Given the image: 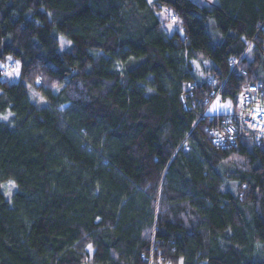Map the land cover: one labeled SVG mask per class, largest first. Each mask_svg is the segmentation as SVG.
<instances>
[{
  "label": "trees",
  "instance_id": "obj_1",
  "mask_svg": "<svg viewBox=\"0 0 264 264\" xmlns=\"http://www.w3.org/2000/svg\"><path fill=\"white\" fill-rule=\"evenodd\" d=\"M247 79L264 0H0V264H264V143L211 131Z\"/></svg>",
  "mask_w": 264,
  "mask_h": 264
},
{
  "label": "built area",
  "instance_id": "obj_2",
  "mask_svg": "<svg viewBox=\"0 0 264 264\" xmlns=\"http://www.w3.org/2000/svg\"><path fill=\"white\" fill-rule=\"evenodd\" d=\"M242 74L247 72L242 70ZM194 82H185L184 89L191 91ZM185 96V95H184ZM211 129L212 138L223 148L236 146L242 134H255L264 143V85L262 82L246 80L237 102V110L218 117Z\"/></svg>",
  "mask_w": 264,
  "mask_h": 264
},
{
  "label": "rangeland",
  "instance_id": "obj_3",
  "mask_svg": "<svg viewBox=\"0 0 264 264\" xmlns=\"http://www.w3.org/2000/svg\"><path fill=\"white\" fill-rule=\"evenodd\" d=\"M165 11L166 10H164L161 13V18L164 21H166L167 16H168L167 12H165ZM179 25H180V23L178 21L177 26H179ZM165 27H166L165 29L170 32V25L165 24ZM208 29H209L210 33L212 34V36H215L216 29L214 27H212L211 25L208 27ZM59 40H60V46H59L60 50H64V49L68 48L69 46H71V43H72L71 40L66 38L65 36L61 35ZM8 61L9 62H7V65H8L7 70H8V72H11L16 67L17 60L10 58ZM194 65L196 66L198 71L201 70L200 64H198L197 62H194ZM4 78H9V79L11 78L12 79V78H17V76L15 75V73H13V75L11 77L4 74ZM233 106H234V102L230 98L223 99L222 102L220 100H216L210 106L209 112L213 113V114H220V113H224L226 111L233 109ZM1 119H3V118L1 117ZM2 188H3V191L6 195V197L8 198V200L12 201L13 194L17 190L16 181L14 179H9L8 181H6L2 184ZM9 193H11V195H9ZM89 250H90V252H92L91 247H89Z\"/></svg>",
  "mask_w": 264,
  "mask_h": 264
},
{
  "label": "snow or ice",
  "instance_id": "obj_4",
  "mask_svg": "<svg viewBox=\"0 0 264 264\" xmlns=\"http://www.w3.org/2000/svg\"><path fill=\"white\" fill-rule=\"evenodd\" d=\"M147 2H148L149 4H151V3H152V0H147ZM9 59H10V57H9ZM13 73H15V75H16L17 77L20 76V62H19V61L16 62V67H15L11 72H7V73H5V75L11 77V76L13 75ZM37 83H40V81L37 80ZM2 118H3L4 120H7V119H8V116H4V117H2ZM9 195H11V193H9ZM89 247H91V246H89Z\"/></svg>",
  "mask_w": 264,
  "mask_h": 264
},
{
  "label": "crops",
  "instance_id": "obj_5",
  "mask_svg": "<svg viewBox=\"0 0 264 264\" xmlns=\"http://www.w3.org/2000/svg\"><path fill=\"white\" fill-rule=\"evenodd\" d=\"M174 27H175V26H174ZM174 27H173V25H172V26H170V29L174 31V29H173Z\"/></svg>",
  "mask_w": 264,
  "mask_h": 264
}]
</instances>
